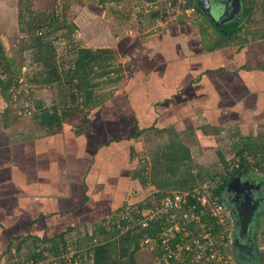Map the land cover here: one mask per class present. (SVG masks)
Listing matches in <instances>:
<instances>
[{
    "label": "crops",
    "instance_id": "crops-1",
    "mask_svg": "<svg viewBox=\"0 0 264 264\" xmlns=\"http://www.w3.org/2000/svg\"><path fill=\"white\" fill-rule=\"evenodd\" d=\"M177 20L135 34L128 27L112 38L102 37L93 22L91 44L85 46L111 48L132 60L120 84L124 99L109 107L113 115L99 113L81 132L82 126L60 127L24 142L0 140V257L25 236L44 240L68 226L102 225L124 200L136 197L135 164L150 163L173 141L188 146L193 163L213 147L217 159L210 162L223 163L220 155L231 157L242 137L264 143L263 40L250 37L210 49L212 42L201 43L196 22ZM26 53L18 69L28 65ZM107 83L94 89L118 86ZM4 103L0 97L2 113ZM9 122L2 115L0 133Z\"/></svg>",
    "mask_w": 264,
    "mask_h": 264
},
{
    "label": "trees",
    "instance_id": "trees-1",
    "mask_svg": "<svg viewBox=\"0 0 264 264\" xmlns=\"http://www.w3.org/2000/svg\"><path fill=\"white\" fill-rule=\"evenodd\" d=\"M145 1H148L150 4L146 5L149 6L148 8L153 7L149 12V18L153 20L160 15L165 20L168 16L174 14L173 11L170 12V8L173 6L175 8L180 5L181 10L193 8V14H196V17L199 16L202 21L208 23L216 33L217 39L212 42L210 49L227 46V44L233 41L243 44L248 40L246 36L235 40V38H239L238 34L241 28L238 21L228 23L223 27L214 26L213 19L208 18L202 8L194 3V0H161L160 5L157 4L159 0ZM248 2L250 5L247 7V10L251 11L252 7L257 5V3L255 0H248ZM127 3H129V0H98V4L102 8L110 6L105 11L111 12V19L117 23L118 29L122 30V32L126 30L125 21L129 17L126 10ZM143 6H137V8H133L132 6L133 12L136 13L135 19H137V22H140L138 25L143 24L141 18L148 12H146L147 7ZM32 15H29L30 18L26 19L21 16L18 22V29L22 36V49L30 53L29 66H26L25 71L16 67L15 57L8 56L5 46L0 39V97L3 101L6 99L10 100L9 97L12 95L14 88L19 86L18 81L22 72L27 82L33 85L47 87L67 85L69 88L68 92L64 93L61 100L66 105L67 102H70L68 103V109L60 111L58 105L54 103L47 107L37 105L36 108L39 111H33L34 114L32 116L38 121L40 127L54 132L60 128L64 115L74 112L77 103L81 102L83 105L88 103L90 93L92 94V90L99 86V83H92L93 80L99 79L103 75H109L112 72L119 73L121 77V69L119 65L114 63L116 50L106 47L91 48L81 45L78 40H74L75 24L65 20L61 13L58 14L52 11L51 13L44 14L45 17L41 13L40 16H38V13ZM177 19L179 21L188 18L180 16ZM191 21L194 20L191 19ZM197 25L200 29L201 43L203 46H206L208 34L200 20L197 22ZM143 28H145V25ZM247 33H251L252 39L260 38L264 43V29L260 33L259 30L253 32L249 29ZM107 80L116 83L119 81V78L108 77ZM97 101H99L98 97L94 99V103ZM71 104L75 105L73 109H71ZM6 106L2 113L4 116L10 111V107ZM81 131L85 130L80 129ZM75 132L77 133L78 131ZM240 144L239 147H234V154L228 159H225L224 155H220V159L223 161L221 163L223 164L222 168L226 167L229 160L239 159V167H234L227 174H223L221 172L222 169L216 172L202 171L198 164L192 162L188 146L184 143L173 141L169 145V149H163L159 155L154 153L151 157V171L149 173H145L146 165L144 162L138 163L137 169L133 171L132 178L137 179L140 185L145 187L143 189H146L148 184L153 185V193L150 197L154 195L157 198L166 191L191 188L202 181V179L210 178L216 180L214 193L220 200L227 180L233 177L237 170L249 172L250 169L260 166L259 169L264 171V167L261 166L264 163V143L251 142L250 137H242ZM247 157H250L252 161L250 162ZM193 168H196L195 172H192ZM166 177L170 180L165 179ZM134 199L130 200V198H127L124 200L120 208H117V211L126 208V206L133 208L143 205V201L146 200L145 198ZM92 226L93 228L90 232H83V239H80V241L64 238L67 232L79 230L78 227L73 226H68L65 230L44 240H40L35 236H25L19 241L17 248L26 242L30 243V238L31 244L29 246L32 245V248L30 247L25 252L17 254V257L7 264H24L27 261L30 264H38L33 259L40 258L44 250L58 253L70 244L79 249L71 264H85L86 262L87 264H138L135 254L140 249L139 238L156 232V227H153V225L144 229L131 228L123 234L108 226L102 225L99 227L97 225V227L96 224ZM93 237H96L97 241L87 246ZM37 241L46 244L43 247H38L35 245ZM8 249L9 247L6 250Z\"/></svg>",
    "mask_w": 264,
    "mask_h": 264
},
{
    "label": "rangeland",
    "instance_id": "rangeland-1",
    "mask_svg": "<svg viewBox=\"0 0 264 264\" xmlns=\"http://www.w3.org/2000/svg\"><path fill=\"white\" fill-rule=\"evenodd\" d=\"M161 0L157 4L160 5ZM178 1V0H177ZM257 5L252 7V10L250 11L249 15H247L240 25V30L238 34V39L243 38L247 36V38L251 37V33H247V30H251L255 32L256 30H259V33L262 32V29H264V0H255ZM138 3V5H136ZM144 5L143 7H147L146 14L142 16V22L143 24H139L140 22H137V19H135L136 13L133 12V8H137ZM150 5L148 1L145 0H129V3L126 5V10L127 14L129 15L128 18H126L125 25L126 28L129 27V30L132 31V34H135L136 32H141L142 29L146 28H151L156 25V22L158 23H171V20H173L175 17H184L188 18L185 19V22H190L191 19H193L196 23L200 20L202 22L205 31L207 32L208 40L209 43L213 42L215 39H217L216 33L212 27L208 25L205 21H202L199 16H195L193 14V11L189 10H181L180 5L179 7L174 6L170 8V12L173 10L174 14H171V16H168L165 20L162 19L161 15L156 18V19H151L149 18V12L151 11V8H148ZM156 5V4H153ZM248 0H245L244 2H240L238 0L237 5H236V10H234V14L232 18H240L241 16L243 17L244 10L243 6H249ZM110 6H104L102 8L100 4H98V0H0V33L4 39L5 43L4 45L8 49V51H11L10 53L15 54L16 58V63H20V66H23L27 62V50H23V43H22V36H19L20 33H18V28H19V20L20 17L26 19L30 18L29 15L33 14L36 15L37 13L39 14L38 16L43 15L46 13H51L52 11H55V13H58L62 16H64V19L70 22H73L75 25V32L73 34L74 40H78L81 45L85 46V43L88 42V44H91L89 40H91V34H92V23L96 22L97 26L100 28L99 33L101 34L102 37L107 38H112L111 35L113 36L114 34L119 35L122 33L120 29H118L117 23L114 21L112 18V14L110 11H105L106 9H109ZM104 9V10H103ZM241 12V13H240ZM182 14V15H180ZM184 14V15H183ZM32 15V16H33ZM110 15V16H109ZM235 15V16H234ZM31 16V17H32ZM177 17V18H178ZM247 17H249L247 19ZM231 19L227 18L226 20ZM242 19V18H241ZM44 22V20H43ZM192 22V21H191ZM122 24V23H121ZM110 29H109V27ZM145 25V28H143ZM78 26V27H77ZM128 26V27H127ZM79 29H84L81 30L82 32L86 33V38L82 40L80 36L78 35ZM130 32V31H128ZM63 33V32H59ZM14 34V35H13ZM11 36L12 39L10 38ZM18 36V38H16ZM212 44V43H210ZM264 48V47H263ZM122 54V53H121ZM124 55V53H123ZM122 55V56H123ZM119 56L116 52V56L114 57V63L116 65H119V68L121 69V77L119 76V73L116 74V72H112L109 75H103L99 79H95L92 81V83H101V85H107L108 77L109 78H119V81L117 82L116 87L108 88V86L104 88H97L93 89L92 92L93 94L98 97V100L96 103H94V100L91 98V93L90 97L88 100V103L86 105H83L80 100H78L77 106L74 109L73 113H66L63 117L62 125L60 126L62 129L65 127L66 129H71L72 127L75 126H82L84 130L91 128L92 122L95 121L94 119L98 117V114L100 113L101 116H106L110 117L113 115L111 113V110L109 109L110 106H113L114 104L121 102L124 97H122V89L120 86L122 82V77L125 75L124 71L126 72L130 69L132 66V60L131 61H125L126 58L124 59V56ZM131 65V66H130ZM19 67V65H18ZM26 70V65L25 69H22V71ZM125 72V73H126ZM106 79V80H105ZM19 86L14 88L12 95L9 97L10 102L4 100V104H7V106L10 107V111L5 115L6 116V121H10L9 125L4 129L3 134L0 133V140L3 139L2 142H5L4 144H10V142L16 143V142H24L26 139L33 138V137H38V136H43L45 134H50V130L44 129L40 127L38 121L32 116L34 112L39 111L38 108H36L37 105H42V106H49L53 103H57L59 100L61 101V98H63L64 93L68 92V86L67 85H53L52 87H47V86H38V85H33L27 82L26 78L24 77L23 72L20 74L19 78ZM119 87V88H118ZM62 90V91H61ZM115 97V98H112ZM58 102L57 104L59 105L60 111L68 109V103L63 102ZM71 109L75 107V105L71 104ZM6 106V107H7ZM4 111V110H3ZM34 111V112H33ZM33 112V113H32ZM2 110L0 112V120L2 121ZM96 114V115H95ZM101 118V117H100ZM118 119V118H117ZM121 120L118 122L120 123ZM60 128V129H61ZM60 129H57L56 131H59ZM134 129V128H130ZM55 131V132H56ZM228 135V134H227ZM238 137H234L236 140ZM221 145L220 143H218ZM223 145H221L222 147ZM215 147L208 149V151H205L204 153H201L200 155L203 156V159H201V163H196L199 165V167L202 169V171H209V172H216L218 170L222 169L223 164L221 163H211L212 158H216V153L214 150ZM150 152V151H149ZM151 161V159H150ZM209 162V163H204V162ZM146 165V173H149L151 171V163H145ZM135 166L138 167V163L135 164ZM196 170V168H193ZM259 174H264V171L259 170ZM165 179H168L167 177ZM170 180V179H168ZM149 190L145 189L143 190L142 186H139V190L135 191V199H141L145 198L148 199L150 198V195L153 193V188L151 184H148ZM150 193V194H149ZM155 196H151V198H154ZM134 199V200H135ZM117 212V211H116ZM115 212V213H116ZM112 214L111 216L106 217L105 219L112 217L115 215ZM104 219V220H105ZM103 220V221H104ZM100 223H98L99 225ZM103 224V222H101ZM97 225V223H96ZM102 225H99L101 227ZM98 227V226H97ZM93 226L87 225L85 227L79 228V230H71L67 232L64 236L66 239H76L80 241L82 240L83 237V232L87 231L90 232L92 230ZM42 238H45L42 236ZM40 239V238H39ZM43 240V239H40ZM17 241H14L12 243V246L9 247L8 250H5L4 252V257H0V259H5L4 261L2 260L3 264H7L10 262L12 259H15L17 254H20L21 252H25L29 246V242H26L24 244L19 245V248H17L16 244ZM19 243V242H18ZM46 243H41V241L36 242V246L41 247V245H45ZM48 244V243H47ZM257 244L258 247L261 251V258H260V264H264V217L261 220V225L259 227V231L257 234ZM32 248V247H31ZM135 259L138 262V264H153L152 261V254L149 253L148 250L145 248H140L136 254H135ZM24 264H30L29 261H27ZM87 264V262L85 263Z\"/></svg>",
    "mask_w": 264,
    "mask_h": 264
},
{
    "label": "built area",
    "instance_id": "built-area-1",
    "mask_svg": "<svg viewBox=\"0 0 264 264\" xmlns=\"http://www.w3.org/2000/svg\"><path fill=\"white\" fill-rule=\"evenodd\" d=\"M186 10L191 12L193 8ZM234 167H239V159L229 160L221 172L227 174ZM259 167L253 169L259 170ZM215 187L216 180L204 178L191 188L173 189L158 198L146 199L143 205L126 206L105 219L102 225L120 234L131 228L156 227L155 233L139 238L140 248L152 254L153 264H236L230 257L228 216L214 193ZM96 241L93 237L87 246ZM78 250L72 244L58 253L44 250L33 261L71 264Z\"/></svg>",
    "mask_w": 264,
    "mask_h": 264
},
{
    "label": "flooded vegetation",
    "instance_id": "flooded-vegetation-1",
    "mask_svg": "<svg viewBox=\"0 0 264 264\" xmlns=\"http://www.w3.org/2000/svg\"><path fill=\"white\" fill-rule=\"evenodd\" d=\"M244 1L240 0L241 3ZM237 2L238 0H194L197 6L206 9L205 15L213 19V25L218 27L237 21L240 26L249 15L248 6H243V17L232 18ZM230 15L231 19L226 20ZM219 17L221 20L225 19L222 24L217 22ZM259 170H237L227 180L220 196L228 216L230 257L236 264H260L262 256L257 244V234L264 217V174H259Z\"/></svg>",
    "mask_w": 264,
    "mask_h": 264
},
{
    "label": "water",
    "instance_id": "water-1",
    "mask_svg": "<svg viewBox=\"0 0 264 264\" xmlns=\"http://www.w3.org/2000/svg\"><path fill=\"white\" fill-rule=\"evenodd\" d=\"M201 8H202V10L204 11V13H206V9L203 8V7H201ZM223 21H225V19H222V20H221V17H219V18L217 19V22H219V23H221V24H222ZM228 184H229V183H228ZM233 243H234V241H233Z\"/></svg>",
    "mask_w": 264,
    "mask_h": 264
},
{
    "label": "bare ground",
    "instance_id": "bare-ground-1",
    "mask_svg": "<svg viewBox=\"0 0 264 264\" xmlns=\"http://www.w3.org/2000/svg\"><path fill=\"white\" fill-rule=\"evenodd\" d=\"M172 8V7H171Z\"/></svg>",
    "mask_w": 264,
    "mask_h": 264
}]
</instances>
